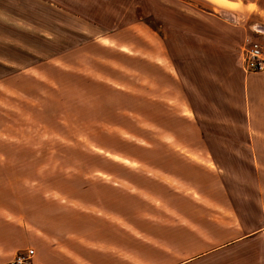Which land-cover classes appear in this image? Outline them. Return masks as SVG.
Masks as SVG:
<instances>
[{
	"label": "rangeland",
	"instance_id": "obj_1",
	"mask_svg": "<svg viewBox=\"0 0 264 264\" xmlns=\"http://www.w3.org/2000/svg\"><path fill=\"white\" fill-rule=\"evenodd\" d=\"M252 41L264 0H0V209L59 203L67 220L128 193L129 239H168L191 202L216 219L224 186L259 225L241 195L254 169L189 163L218 160L212 117L240 111Z\"/></svg>",
	"mask_w": 264,
	"mask_h": 264
},
{
	"label": "crops",
	"instance_id": "obj_2",
	"mask_svg": "<svg viewBox=\"0 0 264 264\" xmlns=\"http://www.w3.org/2000/svg\"><path fill=\"white\" fill-rule=\"evenodd\" d=\"M239 81V94H244L240 111H219L212 117L218 160L202 156L189 163L192 167L254 169L245 180L249 188L241 195L248 199V207L253 205L250 216H262L259 225L251 217L247 223L240 217L244 207H231L232 198L224 186L218 199L229 201V208L219 201L212 220L206 217V209H193L191 202L190 210H185L186 222L179 226L184 236H178L177 225L170 223L168 239H129L128 215L123 213L128 193L116 198L121 200L120 209L95 203L67 209V220L66 209L59 203L51 208L49 202L31 201L26 203L23 219L16 210V218L8 220L6 209H0V264L28 249L33 254L27 264H264V71L247 73ZM194 146L198 148L191 145L192 153L198 152ZM203 147L202 151L209 152V146ZM222 152L227 153L223 159ZM238 192L237 188L232 191L234 200ZM38 198L61 199L47 192Z\"/></svg>",
	"mask_w": 264,
	"mask_h": 264
},
{
	"label": "built area",
	"instance_id": "obj_3",
	"mask_svg": "<svg viewBox=\"0 0 264 264\" xmlns=\"http://www.w3.org/2000/svg\"><path fill=\"white\" fill-rule=\"evenodd\" d=\"M257 34H260V32ZM241 69L247 73H259L264 71V48L256 41L250 42L243 48L241 56ZM33 254L32 249L26 252H18L7 264H27Z\"/></svg>",
	"mask_w": 264,
	"mask_h": 264
}]
</instances>
